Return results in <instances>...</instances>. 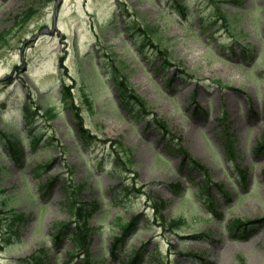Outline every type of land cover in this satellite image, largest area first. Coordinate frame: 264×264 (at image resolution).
Returning <instances> with one entry per match:
<instances>
[{
	"label": "rangeland",
	"instance_id": "1",
	"mask_svg": "<svg viewBox=\"0 0 264 264\" xmlns=\"http://www.w3.org/2000/svg\"><path fill=\"white\" fill-rule=\"evenodd\" d=\"M56 2L0 0V211L14 207L26 217L11 245L0 241V264H38L40 248L42 264H88L83 252L69 258L67 237L55 239L57 225L71 223L64 185L75 183L99 204L90 249L99 264H264V220L242 239L226 229L236 218L264 219V153L255 150L264 134V0H65L55 23ZM114 66L230 197L215 186L213 199L199 195L203 181L179 172L165 138L130 120L109 76ZM3 132L21 157L10 154ZM118 140L134 151L121 173ZM237 165L248 168L246 186ZM154 200L165 202L167 221L182 222L177 231L163 225ZM133 218L136 227L112 255L110 244Z\"/></svg>",
	"mask_w": 264,
	"mask_h": 264
},
{
	"label": "trees",
	"instance_id": "2",
	"mask_svg": "<svg viewBox=\"0 0 264 264\" xmlns=\"http://www.w3.org/2000/svg\"><path fill=\"white\" fill-rule=\"evenodd\" d=\"M219 2L218 0H213ZM235 1V0H234ZM33 14L35 10L31 9L23 13V15L18 16L20 23L27 21ZM224 19L225 17L222 16ZM5 40L2 35H0V47ZM167 62V60H166ZM114 85L117 90V94L120 100V105L128 113V116L135 121H142L147 117H151L148 125H151L152 129H155L157 132H160L163 137L167 138L169 144V151L175 152L180 155V163L178 165V170L181 173H186L192 179L196 176L201 175L204 184L199 187V193L212 196L211 185L213 183L210 170L204 166L200 161L194 159L188 151L183 147L181 137L177 134H174L168 127V123L161 117L155 115L147 102L142 99L134 90L129 86L125 76H115ZM50 115H53L52 110H48ZM76 117L80 120L79 130L84 133L85 130L82 128V119L79 114H76ZM228 131H224L226 135L227 146L229 154H233L231 136L228 134ZM83 140L88 141L90 136L83 135ZM262 143L264 144V135L262 138ZM115 170L121 168L126 160L130 163L133 162L134 151L123 144L122 141L115 142ZM260 147H263L261 144ZM14 149L12 153H14ZM11 153V155H12ZM15 154L17 151L15 150ZM238 173L241 174L243 179L247 177L246 169H237ZM218 188L221 191H224L222 184H217ZM81 186H73L71 184L65 185L64 192L66 195V203L69 204L70 212L72 213V221L68 224H61L59 226V232L56 236L57 239H60L61 236L67 237L73 244L74 252H84L86 258H90V248H91V234L93 227L91 226V220L93 216L98 212L99 205L95 201H85L80 198L81 191L79 190ZM175 192L180 191V185L176 184L173 186ZM155 207L159 210V213L166 208V204L163 201H159L158 204H155ZM3 206L2 211H0V227L5 229V231L0 230V237L4 238L6 242L12 241L13 239V229L16 225L24 221V216L22 213L16 211L14 207L7 208ZM163 224H166L169 228H177L181 225V221L177 220H166V218L161 214ZM134 218L129 224L122 226L123 237H117L114 239L112 245V252L115 253L121 245L125 243V238L131 233L135 226ZM263 224V220H243V219H234L228 224V231L230 236L234 239H242L247 237V231L256 230L259 226ZM139 254V252L137 253Z\"/></svg>",
	"mask_w": 264,
	"mask_h": 264
},
{
	"label": "water",
	"instance_id": "3",
	"mask_svg": "<svg viewBox=\"0 0 264 264\" xmlns=\"http://www.w3.org/2000/svg\"><path fill=\"white\" fill-rule=\"evenodd\" d=\"M60 4H61V0H60V1L57 3V5H56V8H55V17H56L57 14H58Z\"/></svg>",
	"mask_w": 264,
	"mask_h": 264
}]
</instances>
